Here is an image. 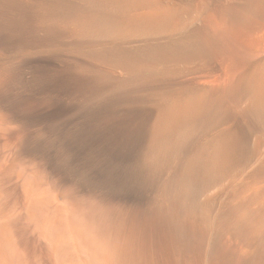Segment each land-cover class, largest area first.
<instances>
[{
	"label": "bare ground",
	"instance_id": "1",
	"mask_svg": "<svg viewBox=\"0 0 264 264\" xmlns=\"http://www.w3.org/2000/svg\"><path fill=\"white\" fill-rule=\"evenodd\" d=\"M0 264H264V0H0Z\"/></svg>",
	"mask_w": 264,
	"mask_h": 264
}]
</instances>
